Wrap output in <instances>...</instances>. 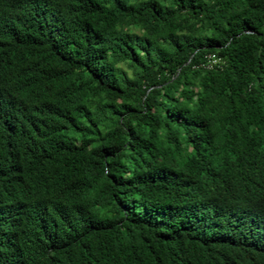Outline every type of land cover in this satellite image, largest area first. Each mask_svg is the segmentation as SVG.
Listing matches in <instances>:
<instances>
[{"label":"trees","instance_id":"1","mask_svg":"<svg viewBox=\"0 0 264 264\" xmlns=\"http://www.w3.org/2000/svg\"><path fill=\"white\" fill-rule=\"evenodd\" d=\"M0 264H264V0H0Z\"/></svg>","mask_w":264,"mask_h":264},{"label":"built area","instance_id":"2","mask_svg":"<svg viewBox=\"0 0 264 264\" xmlns=\"http://www.w3.org/2000/svg\"><path fill=\"white\" fill-rule=\"evenodd\" d=\"M214 60V57H213V55L212 54H207V60H206V62H205V65H203V66H205V67H210V65L208 64L209 62H212Z\"/></svg>","mask_w":264,"mask_h":264}]
</instances>
